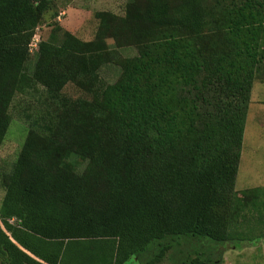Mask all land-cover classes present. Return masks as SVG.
Masks as SVG:
<instances>
[{
	"label": "trees",
	"instance_id": "1",
	"mask_svg": "<svg viewBox=\"0 0 264 264\" xmlns=\"http://www.w3.org/2000/svg\"><path fill=\"white\" fill-rule=\"evenodd\" d=\"M54 6L0 0V149L16 99L28 128L1 178L0 264H222L233 222L264 207V188L236 190L264 0H129L97 14L118 48L57 22L28 70ZM113 61L119 78L97 87Z\"/></svg>",
	"mask_w": 264,
	"mask_h": 264
},
{
	"label": "rangeland",
	"instance_id": "2",
	"mask_svg": "<svg viewBox=\"0 0 264 264\" xmlns=\"http://www.w3.org/2000/svg\"><path fill=\"white\" fill-rule=\"evenodd\" d=\"M128 1L55 0L54 8L45 15V20L37 28L35 39L31 42L28 70L35 63L37 41L48 39L57 22L64 30L71 32L83 41L102 40V37L109 34L101 33V26L103 27L104 22L97 18V14L109 12L111 16L122 17ZM56 14L57 17H55ZM107 21L108 17L105 25ZM106 38L111 48H114V37ZM115 46H117L116 43ZM119 50H122L125 55H122L123 57L138 55L137 50L132 47H121ZM99 68L100 79L97 87L114 83L122 72L117 61L100 65ZM64 92L73 99L92 98L74 84H68ZM24 100L28 104L29 99ZM24 105L25 102L23 103L20 99L14 101V106L11 108L13 120L0 149V203L4 195L1 178L11 170L13 162L21 151L28 130L27 123L19 117L20 112L26 110L23 108ZM253 187L264 188V73L259 74L252 89L245 127L244 147L236 180V190L239 192ZM261 196L257 200L258 202L264 201V192ZM230 232H232L233 241L231 247L222 255V264H264V207L257 206L255 208L249 204V207L247 206L240 217L233 222ZM228 245L229 243L227 245L225 243L224 247ZM163 260L162 264L168 262L165 258ZM127 264H136V261L132 260Z\"/></svg>",
	"mask_w": 264,
	"mask_h": 264
},
{
	"label": "built area",
	"instance_id": "3",
	"mask_svg": "<svg viewBox=\"0 0 264 264\" xmlns=\"http://www.w3.org/2000/svg\"><path fill=\"white\" fill-rule=\"evenodd\" d=\"M34 41V40H33ZM30 47H32V45H30Z\"/></svg>",
	"mask_w": 264,
	"mask_h": 264
},
{
	"label": "clouds",
	"instance_id": "4",
	"mask_svg": "<svg viewBox=\"0 0 264 264\" xmlns=\"http://www.w3.org/2000/svg\"><path fill=\"white\" fill-rule=\"evenodd\" d=\"M30 45H31V43H30Z\"/></svg>",
	"mask_w": 264,
	"mask_h": 264
}]
</instances>
